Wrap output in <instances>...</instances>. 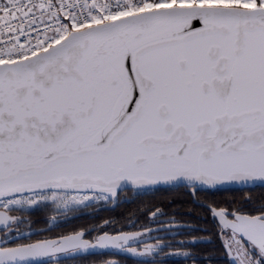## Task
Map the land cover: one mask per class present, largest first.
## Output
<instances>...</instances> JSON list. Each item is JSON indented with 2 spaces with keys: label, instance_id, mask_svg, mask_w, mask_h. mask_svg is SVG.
Listing matches in <instances>:
<instances>
[{
  "label": "snow or ice",
  "instance_id": "1",
  "mask_svg": "<svg viewBox=\"0 0 264 264\" xmlns=\"http://www.w3.org/2000/svg\"><path fill=\"white\" fill-rule=\"evenodd\" d=\"M257 183L264 0H0V264L165 247L138 253L140 233L83 229L10 240L17 211ZM209 211L231 264H264V205Z\"/></svg>",
  "mask_w": 264,
  "mask_h": 264
},
{
  "label": "flooded vegetation",
  "instance_id": "2",
  "mask_svg": "<svg viewBox=\"0 0 264 264\" xmlns=\"http://www.w3.org/2000/svg\"><path fill=\"white\" fill-rule=\"evenodd\" d=\"M184 190L192 200L175 203L176 208L173 210L157 207L150 202L144 204L137 198L146 191L126 189L120 191L115 199L85 208L80 207L71 212L43 216L23 215L16 212L13 214L23 217L25 223L19 226V232L14 228L8 238L10 240L18 238L20 242L28 239L57 238L83 229L86 232L85 238L89 240L94 239L102 231H107L109 234L140 233L139 242L131 243V247H135L138 253L144 252L149 246L154 247L157 243L165 245L162 251L157 250L145 255L115 248L100 249L93 253H56L52 257L44 258L47 264H231V257L219 234L218 221L213 218L208 207L194 200L190 188L184 187ZM255 190H258V187L244 188L243 203L219 207L253 210L264 205V198H253ZM199 192L214 191L198 190L196 198ZM98 208V211L68 218ZM200 214L208 217L200 221L197 219ZM53 216L56 218L52 219ZM64 218L67 219L63 220ZM37 230L40 231L35 233ZM28 233H31L30 237ZM192 240L197 242L188 243ZM182 253H190V255L185 257Z\"/></svg>",
  "mask_w": 264,
  "mask_h": 264
},
{
  "label": "trees",
  "instance_id": "3",
  "mask_svg": "<svg viewBox=\"0 0 264 264\" xmlns=\"http://www.w3.org/2000/svg\"><path fill=\"white\" fill-rule=\"evenodd\" d=\"M253 187V186H252ZM214 192H199L198 200L204 201L211 205L216 206H225L227 204L234 203H243L245 194L244 188L240 187H228V188H220L213 190ZM253 198H264V187H258V190L253 192ZM137 199L139 201L147 204L152 203V205H156L157 207L165 208L168 210H173L176 208L175 203L178 202H187L191 201V197L187 195L183 186H169V187H159L147 190ZM196 218L195 216H192ZM206 215L200 214L197 219L200 221L204 220ZM201 224V223H200Z\"/></svg>",
  "mask_w": 264,
  "mask_h": 264
},
{
  "label": "rangeland",
  "instance_id": "4",
  "mask_svg": "<svg viewBox=\"0 0 264 264\" xmlns=\"http://www.w3.org/2000/svg\"><path fill=\"white\" fill-rule=\"evenodd\" d=\"M135 190L142 192V191H147V190H150V189H135ZM196 199L198 200V198H196ZM101 202L102 201L92 200V201L87 202L86 205H84V204L73 205V206H71L68 209H59V210L55 209L53 206H51L49 204V205H42V206L34 207V208H31V209H27L25 211H17V212H19L20 214H23V215H34V216H40V215L43 216V215H47V214L48 215H55L56 213L71 212L74 209H78L80 207L85 208L87 206L96 205V204L101 203Z\"/></svg>",
  "mask_w": 264,
  "mask_h": 264
},
{
  "label": "water",
  "instance_id": "5",
  "mask_svg": "<svg viewBox=\"0 0 264 264\" xmlns=\"http://www.w3.org/2000/svg\"><path fill=\"white\" fill-rule=\"evenodd\" d=\"M169 186H183V187H186V186H184V185H174V184H160V185H153V186H145V187H143V188H132V187H130V188H127V189H153V188H159V187H169ZM264 187V185H260L259 183H257V184H254V185H248V186H246V187ZM228 187H234V188H236V187H240V188H246V187H244V186H239V185H227V186H222V187H219V188H217V189H220V188H228ZM204 189H206V188H204ZM126 190V189H125ZM201 190V189H200ZM216 190V189H215ZM191 191H192V194H193V190L191 189ZM193 198H194V200L197 202V203H200V204H203V205H205L206 207H208L209 208V206L210 205H208V204H206V203H202V202H199L197 199H196V192H195V194H193ZM115 199V198H114ZM99 210V208L98 209H95V210H91V211H86V212H82V213H79V214H75V215H72L71 217H68V218H73V217H75V216H79V215H83V214H89V213H91V212H94V211H98ZM65 219H67V218H64L63 220H65ZM45 230V229H44ZM40 230H37V231H35V233H37V232H39ZM100 249L99 248H97V249H94V250H89V252L88 253H93V252H97V251H99ZM72 254H75V253H72Z\"/></svg>",
  "mask_w": 264,
  "mask_h": 264
}]
</instances>
